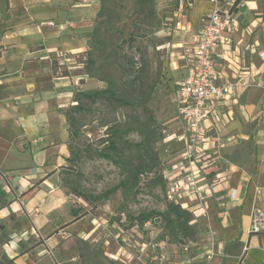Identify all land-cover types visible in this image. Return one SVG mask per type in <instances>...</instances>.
Instances as JSON below:
<instances>
[{
  "label": "crops",
  "instance_id": "obj_1",
  "mask_svg": "<svg viewBox=\"0 0 264 264\" xmlns=\"http://www.w3.org/2000/svg\"><path fill=\"white\" fill-rule=\"evenodd\" d=\"M169 2L176 6L172 46L182 51L186 74L201 17L228 3ZM100 7V0H0V169L7 173L0 176V264H86L71 247L75 228L82 243L95 246L121 236L123 243L105 252L116 264H264V231H250L255 209L264 212V60L251 50L253 43L264 47V0H244L236 9L240 30L220 49L230 59L214 54L226 77L241 71L238 79L262 85L241 87L206 123V151L219 159L207 171L227 180L207 197L209 215L202 219L212 231L185 242L154 237L157 229L145 236V224L118 231L86 201L72 204L66 112L85 75L82 63L60 65L57 55L88 50Z\"/></svg>",
  "mask_w": 264,
  "mask_h": 264
},
{
  "label": "rangeland",
  "instance_id": "obj_2",
  "mask_svg": "<svg viewBox=\"0 0 264 264\" xmlns=\"http://www.w3.org/2000/svg\"><path fill=\"white\" fill-rule=\"evenodd\" d=\"M175 7L169 0L142 4L115 0L111 17L98 16V28L89 39L90 55L81 68L85 85L78 89L108 86L111 93L94 99L80 96L79 109L70 110L75 136L65 182L73 193L72 204L86 201L77 195V187L91 196L87 209L118 231V226L125 229L138 224L139 213H164L169 204L162 173L170 177L182 151V143L175 138L183 125L174 95L185 76L182 51L172 46L170 18ZM109 141L115 142L114 148ZM192 215V228L180 236H171V229L164 228L163 216H157L144 235L151 236L157 229L154 237L168 235L170 240L185 242L212 231L204 228L207 222L202 219L209 210L198 218ZM69 237L72 249L80 251L86 264H116L105 252L123 243L120 236L109 244L104 240L96 246L85 244L77 228Z\"/></svg>",
  "mask_w": 264,
  "mask_h": 264
},
{
  "label": "built area",
  "instance_id": "obj_3",
  "mask_svg": "<svg viewBox=\"0 0 264 264\" xmlns=\"http://www.w3.org/2000/svg\"><path fill=\"white\" fill-rule=\"evenodd\" d=\"M183 2L190 4L192 0H180V3ZM243 2L244 0H227L228 6L219 4L201 17L195 48L186 56V74L179 82L174 95V103L183 125L182 131L175 135V138L182 143V151L172 172H169L170 182L166 197L169 201L189 209L196 218L208 213L207 197L227 180L221 171H216L214 175L207 171L208 168L217 166L219 159L206 151V123L217 105L235 97L241 87L262 85L260 81L238 79L241 71L226 77L217 70L214 54L219 52L224 59H230L228 53H223L220 49L223 46H231L234 35L240 30L236 9L241 7ZM258 46L253 43L251 50L257 52L264 60V47ZM75 55L70 51L60 50L57 57L60 65H65L77 62ZM226 143L220 142L219 147H224ZM6 175L7 173L0 169V176ZM232 197L236 198V191H233ZM145 225H151V221ZM250 231H264V212L260 208L255 209ZM162 258H168V255L164 253Z\"/></svg>",
  "mask_w": 264,
  "mask_h": 264
},
{
  "label": "trees",
  "instance_id": "obj_4",
  "mask_svg": "<svg viewBox=\"0 0 264 264\" xmlns=\"http://www.w3.org/2000/svg\"><path fill=\"white\" fill-rule=\"evenodd\" d=\"M114 1L115 0H100L101 7H100V10L98 13L99 18L107 17V19H108L109 17L112 16V12H114L112 10V8L114 7ZM146 1H148V0H138V3L142 4ZM177 1L180 4V0H177ZM97 28H98V23L95 26V28L89 33L90 38L92 36H94ZM89 49H90V46H89L88 50L85 51L84 53H79V54L75 55L77 62L82 63L83 65H86L87 61L85 60V56L90 55ZM110 91H111L110 87H108V86L106 88L86 89L83 91H80L79 89H77L75 91L74 96H73L75 103L70 105L67 112H66L67 119L69 121L70 128H71V139L74 138L75 133L72 129V116H71L70 110L79 109V105L81 104L79 97L84 96L87 98H93L94 99V98L100 97L101 95H103L105 93H109ZM108 144L111 148H114L115 142L109 141ZM100 155L104 156V157H109V154H106V153H100ZM71 160H72V157H70V161ZM162 176L164 178V182L166 183V190H167L170 179L169 178L166 179V176L163 173H162ZM166 180H167V182H166ZM74 190H77V195L79 197L84 198L86 201H88V204L91 205V203H90L91 202L90 201L91 196L90 195L79 191V189L77 187H75ZM87 213H88V211L85 212V214H87ZM77 214L78 213H76L75 215H77ZM157 216H163V220L165 221L164 228L165 229H171V231H172V232H170L171 236H173V235L174 236H180L182 233H186L188 231V229L192 228V226H193V223H191L192 220L194 219L192 213L187 208H184L180 204L172 202V201H169L167 210L164 213H158L156 211H150V210L144 211V212L139 213V215L137 216V218L135 217V219H137L139 221V223H138L139 226H143L146 222L154 221ZM134 224H132V225H134ZM166 236H168V235H163V237H166ZM171 238H172V240L169 239V241H173V242L178 241V240L174 239L173 237H171ZM178 242H180V241H178ZM165 253L167 255H170V252L168 250L165 251Z\"/></svg>",
  "mask_w": 264,
  "mask_h": 264
}]
</instances>
